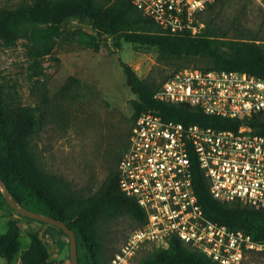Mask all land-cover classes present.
<instances>
[{"label":"trees","instance_id":"1","mask_svg":"<svg viewBox=\"0 0 264 264\" xmlns=\"http://www.w3.org/2000/svg\"><path fill=\"white\" fill-rule=\"evenodd\" d=\"M225 1L216 0L199 15V20L204 21H201L204 27L200 32L174 35L145 16L133 0H32L16 8H0V47L13 48L22 41L28 80L38 81L44 75L43 59L53 53L58 39L63 37L62 25L71 18L86 21L98 34L110 35L117 48L122 41L155 47L159 61L176 66L162 80L156 81L139 78L123 64L127 85L136 95L132 101L131 127L142 112L152 110L166 120L185 125L237 129L242 121L207 115L199 108L154 99L161 85L185 68L184 63H193L194 69L238 71L264 79L262 40L256 36L228 35V28L219 20ZM45 96L42 95V102H45ZM42 105L22 104L17 90L0 81V178L20 206L61 220L74 230L79 264H108L115 253L111 244L103 241L109 223L126 217L138 228L146 219L145 212L120 190L117 170L97 190L83 192L44 169L34 142L46 117ZM244 123L264 135V113ZM192 180L207 220L243 230L256 242L264 243V211L215 200L195 156L192 157ZM58 231L61 236L68 237L64 231ZM20 233V226L11 221L7 231L0 234L1 259L11 262L15 258L19 252ZM28 237L29 245L19 256L21 264H53L39 232H29ZM68 262L70 264L69 256ZM140 264L218 263L173 237L166 248L152 249Z\"/></svg>","mask_w":264,"mask_h":264},{"label":"built area","instance_id":"2","mask_svg":"<svg viewBox=\"0 0 264 264\" xmlns=\"http://www.w3.org/2000/svg\"><path fill=\"white\" fill-rule=\"evenodd\" d=\"M216 0H133L147 17L171 34H196L199 15ZM162 103L199 108L207 115L242 121L216 129L166 120L142 112L130 129L117 167L118 186L143 209L133 230L108 264H131L145 247L166 248L177 238L218 264H240L248 252L263 251L243 230L205 218L193 188L192 157L211 196L264 211V135L244 123L264 113V79L238 71L185 68L154 94Z\"/></svg>","mask_w":264,"mask_h":264},{"label":"rangeland","instance_id":"3","mask_svg":"<svg viewBox=\"0 0 264 264\" xmlns=\"http://www.w3.org/2000/svg\"><path fill=\"white\" fill-rule=\"evenodd\" d=\"M31 1L0 0V8H16ZM220 10V23L228 28L229 36H256L264 46V0H226ZM201 16L204 20L205 13ZM62 30L63 37L53 53L42 61L44 75L38 81L28 80L22 41L13 48L0 47V81L17 90L22 104L43 103L46 117L34 142L44 169L72 188L90 192L117 170L131 127L136 95L127 85L123 64L139 78L156 81L176 66L159 61L155 47L122 41L117 48L110 35L98 34L86 21L68 19ZM43 94L45 102L41 100ZM11 221L21 228L19 252L11 262L0 258V264H21L19 256L27 249L28 233L33 231L39 232L53 264H69L68 237L61 236L55 226L19 215L0 188V234L7 231ZM136 228L126 217L112 221L103 241L116 252ZM152 249L139 251L131 264H140ZM240 264H264V250L248 252Z\"/></svg>","mask_w":264,"mask_h":264},{"label":"water","instance_id":"4","mask_svg":"<svg viewBox=\"0 0 264 264\" xmlns=\"http://www.w3.org/2000/svg\"><path fill=\"white\" fill-rule=\"evenodd\" d=\"M0 188L3 192V196L7 203L14 208L17 213L21 216L37 220L40 222L47 223L49 225L55 226L58 229L64 231L68 235L69 241V258L70 264H79L78 256H77V240L74 230L70 229L63 221L53 218L51 216L37 213L31 210H28L22 206H20L10 195L9 191L7 190L6 186L4 185L3 181L0 178Z\"/></svg>","mask_w":264,"mask_h":264},{"label":"flooded vegetation","instance_id":"5","mask_svg":"<svg viewBox=\"0 0 264 264\" xmlns=\"http://www.w3.org/2000/svg\"><path fill=\"white\" fill-rule=\"evenodd\" d=\"M127 147V141L125 142V144H124V148H126Z\"/></svg>","mask_w":264,"mask_h":264}]
</instances>
